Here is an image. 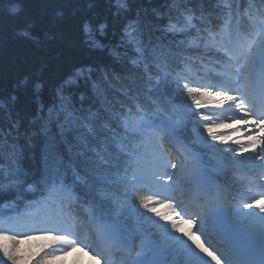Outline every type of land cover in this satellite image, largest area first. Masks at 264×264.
<instances>
[{"label":"trees","instance_id":"1","mask_svg":"<svg viewBox=\"0 0 264 264\" xmlns=\"http://www.w3.org/2000/svg\"><path fill=\"white\" fill-rule=\"evenodd\" d=\"M263 32L264 0H0V221L19 240L17 264H99V256L140 264L161 236L167 258L189 264L194 255L171 239V221H186L190 184L158 192L145 181L168 178L178 158L166 125L205 165L229 150L214 147L228 135L217 127L244 122L227 97L254 100L237 75ZM257 90L264 94V78ZM242 175L224 181L249 182ZM201 191L196 214L207 210ZM225 197L230 210L246 202L236 189ZM31 207L51 231L26 232ZM248 220L264 246V220ZM103 224L120 238L106 240ZM97 236L121 252L88 251ZM198 237L214 244L209 233ZM0 264H11L2 251Z\"/></svg>","mask_w":264,"mask_h":264},{"label":"rangeland","instance_id":"2","mask_svg":"<svg viewBox=\"0 0 264 264\" xmlns=\"http://www.w3.org/2000/svg\"><path fill=\"white\" fill-rule=\"evenodd\" d=\"M256 57H263L264 56V34L262 36V39L258 41V43L253 47L252 53H250L247 56V65H246V72H249L251 70L250 62H252V59ZM239 79L243 78V74L239 73L238 75ZM235 106V104H233ZM236 107V106H235ZM239 113L245 117L244 122L238 124L229 122L227 125H222L217 127V131L219 133H225L227 132L228 135L225 137L223 143L218 144V146H228V151L225 153H221L218 158H216V161L213 165V171L216 173V175H223L225 171L235 169L236 171H250V172H264V121L261 120H255L252 116L251 111L249 110L248 106L244 105L243 111L239 110ZM247 113V115H245ZM247 121V123H245ZM167 129L169 131H173L174 128H171V126H167ZM215 145L214 147H218ZM183 150V149H182ZM247 159V160H246ZM188 160H190L189 156L187 155V159L183 164L178 165L177 167L173 168V172L171 173L170 180L165 185H158L160 188H165L166 186H171L174 182L180 181L182 177L184 179H188L190 181H196L201 174V168L200 166L192 161L189 165L185 164ZM182 166H186V168L182 169ZM257 179V180H256ZM262 181V182H261ZM260 184L264 185V179L255 178V183L253 184L255 189H261ZM264 190V188L262 189ZM252 191L245 192V195L251 196L250 194ZM258 195V194H257ZM253 196H256V194H253ZM261 197V201L255 203L252 202L250 204V207H245L244 209H238L236 213V220L240 222V224H245L247 218H241L240 216L243 214V212L247 213L251 207H259L261 204V214L260 219L264 220V192L262 195H258ZM216 195L213 196V199H215ZM34 216V211H31ZM226 217V214H223ZM49 220L43 221L41 225L35 226V228H45L48 224ZM179 223V222H178ZM213 222H211V225ZM179 227L183 230L181 232L175 231L174 237L176 238V241H182L183 246L186 248H191L192 252L195 253V257L193 258L192 264H202L205 260V253H202L195 247V243L193 241L188 240L186 233L191 234L193 237H197V228L195 224L193 223H180ZM104 228L108 232V236L115 235V230L111 226L104 225ZM245 228V227H244ZM241 228L239 230V233L243 232V229ZM2 226L0 225V234H7L11 235V231L8 230H1ZM236 233V231H235ZM199 242V241H198ZM0 244H9L11 247V241H4L0 240ZM25 245L22 244L21 247H24ZM262 253H264V250H261Z\"/></svg>","mask_w":264,"mask_h":264},{"label":"snow or ice","instance_id":"3","mask_svg":"<svg viewBox=\"0 0 264 264\" xmlns=\"http://www.w3.org/2000/svg\"><path fill=\"white\" fill-rule=\"evenodd\" d=\"M190 92H194L197 91L196 89H189ZM204 95H211V93H204ZM217 95H219V93H217ZM227 100H231L235 106L237 108H239L241 111H243L244 109V104L242 101H238L236 100L235 97L232 96H228ZM223 102V101H221ZM199 103V101L197 102ZM245 115H247V113H245ZM245 123H247V121H245ZM208 133L212 134V128H208ZM212 139L216 140L217 137L215 135H212ZM145 207H147V205H145ZM150 211L155 212V208H151L149 209ZM158 216L160 215V213H156ZM213 218L216 220V222L218 224H226L228 222L231 221L232 217L230 216H221L218 215L217 213L213 214ZM162 219H169V217L164 216L162 217ZM191 222V221H188ZM179 223H185V221L182 219L180 220ZM171 227L172 229H174L177 232H181L183 231L180 227L179 224L175 221L172 220L171 221ZM185 235H187L188 240L193 241V243H195V247L197 249H199L200 252L202 253H206L207 256L211 257V261H214L215 264H221V259L215 255L213 253V251H210L208 247H205L202 243H199V237H193L191 234L186 233ZM56 239H59L61 241H64L66 238L63 236H59V237H55ZM172 240H176L175 237L171 238ZM0 240H4V241H11V247L9 246V244H0V251H2L3 256L7 258L8 261L11 262V264H17V261L19 259L18 255H17V245L19 244V240L16 236H12V235H7V234H0ZM156 248H157V252L159 255V259L153 261V264H167V261L165 259V257H167L170 252H171V248L169 245H167L166 243V239L161 236L156 242ZM180 243H183L182 241ZM193 255H195V253H193Z\"/></svg>","mask_w":264,"mask_h":264},{"label":"water","instance_id":"4","mask_svg":"<svg viewBox=\"0 0 264 264\" xmlns=\"http://www.w3.org/2000/svg\"><path fill=\"white\" fill-rule=\"evenodd\" d=\"M157 259H159L158 252L157 250L153 249L146 257L143 258V262L145 264H153V261Z\"/></svg>","mask_w":264,"mask_h":264}]
</instances>
